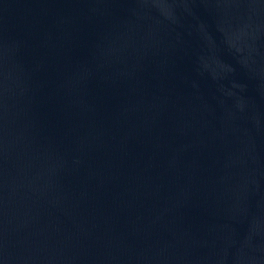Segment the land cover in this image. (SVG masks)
<instances>
[{"label": "water", "instance_id": "1", "mask_svg": "<svg viewBox=\"0 0 264 264\" xmlns=\"http://www.w3.org/2000/svg\"><path fill=\"white\" fill-rule=\"evenodd\" d=\"M0 264H264V0H0Z\"/></svg>", "mask_w": 264, "mask_h": 264}]
</instances>
